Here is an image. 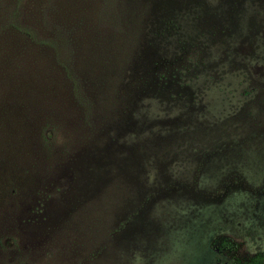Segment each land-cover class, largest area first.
I'll list each match as a JSON object with an SVG mask.
<instances>
[{
  "label": "rangeland",
  "instance_id": "1",
  "mask_svg": "<svg viewBox=\"0 0 264 264\" xmlns=\"http://www.w3.org/2000/svg\"><path fill=\"white\" fill-rule=\"evenodd\" d=\"M0 264H264V0H0Z\"/></svg>",
  "mask_w": 264,
  "mask_h": 264
}]
</instances>
